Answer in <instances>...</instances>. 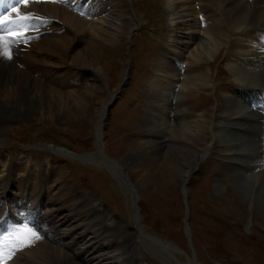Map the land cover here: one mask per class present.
<instances>
[{
    "label": "rangeland",
    "instance_id": "1",
    "mask_svg": "<svg viewBox=\"0 0 264 264\" xmlns=\"http://www.w3.org/2000/svg\"><path fill=\"white\" fill-rule=\"evenodd\" d=\"M112 1L118 7L122 5L115 12L127 16L130 27L126 31L125 28H117L125 23L119 20L116 27H108L107 24L99 27L103 30L96 37L87 35L89 37L83 40L81 46L91 52L95 67L61 66L60 63L65 60L71 63L69 55L77 43L75 34L65 27L63 31L66 34L60 32L55 35L54 32L52 35L59 46L57 50L62 54L61 58L55 54V58L47 59L57 67L43 65L40 70L29 69L32 75H29L30 93L26 97L19 91L3 90L0 93V199L8 192L14 198L19 197L24 189L34 192L36 199L44 193V200L52 201L50 205L46 203L44 211L59 208V212L53 214L59 221L69 213L70 208V214L64 218L71 222L75 214L73 219L76 225L72 228L77 227L75 230L79 228L80 231L78 236H66L68 230L63 232L66 237L60 238L58 230L55 231L58 226L53 224L55 239L49 242V248L44 244L37 252H46L53 260L25 254L22 260L25 257L29 260L19 262L30 264L28 261L33 258L31 264H85L95 259V255L102 257L104 253L98 256V252L105 244L100 242L95 246L84 262L80 261L78 252L82 254L88 249V241L105 240L108 236L110 245L105 248V253H119V258H122V261L116 260V255H112L111 258L115 256V259L109 264H264V202L263 205L259 204L255 194L259 193L258 185L264 175V142L253 139V130H249L242 116L232 120L239 121V125L235 126L232 122L228 125L230 115L226 107L229 95L233 94L238 102L241 100L244 92L241 87L253 91L264 87H251V79L247 78V86L238 83L241 78L232 69L233 61L230 58L233 53L249 56L258 46L257 39L252 36L250 45H247L243 43L245 36L241 35L242 42L231 46L232 42L235 43V33L224 41L216 37L213 30L210 33L206 28V32L198 29V25L181 26L187 27L180 30L182 35L195 37L191 36L192 40L185 38L189 40L190 47H195L202 40L212 44L206 50L205 60L200 63H193L187 56L182 82L184 87H180L181 91H186L177 92L182 103L179 100V103H175L177 106L171 105L172 110L177 111L172 122L173 118L169 116L171 111L166 106L169 100L161 96V92L164 90L169 96L168 92L177 91L180 83L172 88L164 84L166 89L161 91L158 88L161 91L158 92L159 96L153 91V83H156L153 82V73L166 55L165 51L156 49L148 31L151 26L157 29V21L153 25L145 20L146 5L142 0ZM207 1L216 4L213 0ZM88 7L92 9L93 4ZM198 7L202 9L204 1ZM216 9L231 24L232 20L226 16L223 6ZM219 13L213 15L217 16L214 17L216 21L221 19ZM109 16L107 20L115 23L114 15ZM157 19V32L160 33L158 45L165 42L163 27L166 22L165 18L164 21L161 17ZM93 20L91 22L98 24L99 20ZM251 21H248L249 32L258 36L262 31ZM143 24L144 27L140 28ZM208 33L213 34L214 38L210 39ZM227 44L232 48L229 49ZM197 64L203 65L202 70L197 71ZM46 68L52 71L49 69L47 72L44 70ZM66 70L73 73L75 81L67 78L69 72L65 75ZM199 71L207 74L208 85L205 87L196 85L193 80ZM170 78L167 80L171 82ZM70 83L78 85L69 86ZM238 84L240 89L236 88ZM190 86L197 89L187 92ZM217 86L219 97L216 102L214 95ZM71 93L80 96L78 103L71 98ZM202 93L207 96H201ZM155 100L161 101L159 103L164 105L165 112L168 108L167 115L162 110L164 123L157 127L151 122L155 114L150 116L151 110L146 106ZM208 101L211 107L204 111L202 105ZM107 105L110 106L108 112L105 108ZM102 109L104 116L99 138L96 119L98 111ZM195 120H199L203 128L199 130L200 127L194 126ZM186 125L193 128L196 138L177 137L173 128ZM153 128L156 129L153 131ZM230 129L242 135L239 142L247 150L262 152L258 155L259 160L235 153L233 145L225 139ZM147 133L153 134V143L159 150L151 167L145 164L135 148L137 143H144ZM166 134L168 139H162ZM47 144L53 145L54 149L62 146L73 153L84 154L82 156L86 161L69 159L65 157L69 153L60 154L57 149L46 148ZM122 159L125 161L123 170L130 177V187L124 182L118 163ZM166 160L169 166H166ZM240 173L251 178L245 181V188ZM7 182L12 184L8 189L5 187ZM135 197L136 203L133 201ZM48 216L47 222H53L52 215L49 213ZM92 224L94 228L101 227L95 235ZM59 226L60 230L70 228L60 223ZM84 231L92 237L85 240ZM159 239L167 241L171 247L162 245ZM72 240L77 242L76 245L83 244L85 249H81V246L79 251V246H71ZM88 254L84 253V257ZM95 262L100 263L97 259Z\"/></svg>",
    "mask_w": 264,
    "mask_h": 264
},
{
    "label": "bare ground",
    "instance_id": "2",
    "mask_svg": "<svg viewBox=\"0 0 264 264\" xmlns=\"http://www.w3.org/2000/svg\"><path fill=\"white\" fill-rule=\"evenodd\" d=\"M197 1H198L199 6H201L203 4V1H204V7L202 9H200V7L196 6V4H197L196 0H165V2H164V0H161V3H162L163 8H164V15H165L166 21H167V33L165 35V42L167 43V49H166L167 56L165 57V59L163 61H161V64L158 66V69L155 70L154 74H153L154 75V81L153 82H156L155 84L153 83L155 86L153 91H155L157 93L156 94L157 96H159L158 95V92H159L158 88H159V90L162 91V89L165 87L164 84L165 85L168 84V86H171V88H172V86L174 87V86L178 85V83H180V87H181L183 85L182 82L184 81L183 77H185V75H184L185 71H186L185 68L187 66V60H188L187 56L190 57V59L193 63H200L203 60H205L204 57H205V54L207 53L206 50H208V48L210 46V43H211L210 41L202 40V41H199L197 43V41L200 39V38H198L197 41L193 40V42H195V44L197 43L195 45V47H190L191 44H190L189 40H186L185 38L188 39V37L190 38L193 35H190V34L184 35V33L182 35L180 30H182L183 28H187V27H181V26H183V25L184 26H194V25L197 26L198 25V27H197L198 29H202L203 31H205V28H206L209 30L210 33H212L211 30H213V33L215 34V36L224 40V41L227 39V37L229 38L230 34L235 33V37L233 39L235 41V43L232 42L230 44L231 46L242 42L241 35L245 36L243 43L248 45L251 42L250 38L255 33L252 35V33L249 32V28H248L249 22L248 21L250 19L252 20L251 22H255V26L258 27L264 33V0H213L216 4H213L212 2L207 1V0H197ZM164 3H165V5H164ZM90 4H93V8L90 9L89 7H87V10L92 11L91 13L90 12L89 13L88 12L87 13L82 12L81 8L83 7V4H82V7L77 11L72 9V7L69 6V4H65L64 2H55V1L54 2L48 1L47 3L27 2V4H24V6H22L20 8L21 13L28 12L31 14V12L36 11V12L43 13L44 15L41 14L42 16H48L51 19L48 22H46L45 24L41 25V28H38V26L31 27L32 29L29 32L30 35H34L36 33H43V34L38 36L36 39L32 38V39L26 40L27 42L30 43V46L26 51L22 50L24 45H23V41H20V42H17V43H19V45H17V43L12 45L11 59L0 57V93H2L3 90H9V91H14V92L19 91V93H21V95L23 97H26L30 93L28 79L32 75V74H30L29 69H31V68L36 69L37 68L38 70H40L43 65H45V66L51 65L52 67H57V65H52L50 63V61L47 59H49V58L51 59V57H54L55 54H58L59 59L61 58L62 54L59 53L57 50V47H59V46L56 45V42L53 39L52 35L54 34V32L56 35L57 30L65 29V27H67V29L69 31L72 30V32L75 34L76 39H77V43H76V45L74 43L75 46L73 47L72 52L69 55V59H70L71 63H73L75 65H72L70 62L65 60L64 62L60 63L61 66H63V67L64 66H74V67L81 66V68L82 67H86V68L95 67L91 52L88 50V48L81 46L82 42H84L83 40L87 39V37H89V36H90V38H91V36L92 37L98 36L99 31L101 32L103 30V29L100 30L99 27L104 26V24H107L108 27H111V26L116 27V26H118L117 23L120 20V21H123L125 23L119 24V26L117 28H119V29L125 28V31H126L127 28L129 27V25H128L129 23H128V20L126 22V19H124V17L116 15L114 13V4L111 3L110 1L92 0L90 2ZM218 6H223V10L225 11V13H227L226 16L230 17L232 20L230 22L231 24H228L227 21L224 18H222L221 14L218 12L219 10L216 9V7H218ZM199 12H200V14L205 12V14L203 16H201L200 19H199ZM218 13L221 16V19L219 21H216L214 19V17H217V16H213V15H218ZM85 14H89V16L86 17ZM91 14L93 16H91ZM111 14L114 15V17H115L114 18L115 23L107 20V16H109ZM93 19L99 20L98 24L91 22V21H95ZM34 22L37 24L40 23L38 21H34ZM168 22H169V25H168ZM123 25H125V27H123ZM168 26H170V27H168ZM169 28H171V29H169ZM179 28H181V29H179ZM259 29L256 28V30H259ZM175 30H178V31H176V33H175ZM105 34H106V31H105ZM177 34H180L182 37L180 35L178 36ZM238 34H240V35H238ZM87 35H89V36H87ZM193 38H195V37L193 36ZM213 38H214L213 34H210V39H213ZM259 40H260V47L256 48V50H254V51L252 50L253 53L249 54V56H247V55H245V56L236 55L233 53L230 57L232 59L231 61H233L232 69L234 70V72L236 74L239 75V78H241V80L238 83L244 84L245 86H247V84H248V82H245V81H247V80H245L246 78L251 79V81H249L251 87H253V86H258V87L264 86V43L261 41L262 38H260ZM226 46L229 47V44H227ZM231 46L229 47V49L232 48ZM220 52H222V49ZM40 57L42 59H40ZM175 61H177L180 64V67L181 66L184 67V70L182 73H181V70L175 66V64H174ZM76 65H78V66H76ZM190 65L192 66V64H190ZM194 65H196V64H194ZM199 67H200L199 64H197V68H196L197 71H198ZM97 69H98V67H97ZM45 71H47V69H45ZM51 71H52V69H51ZM66 71H64L65 75L68 73V71L67 72ZM203 73L200 71L197 72V75L195 74L196 78L193 80L196 81L195 82L196 85L205 87L208 85V82H207L208 79L206 77L207 74L205 75ZM177 74H178V76H177ZM29 75H30V77H29ZM181 75H182V78H181ZM61 76H62V74L57 76L56 78H59ZM46 77H48V75ZM167 78H168V80L170 78L171 82L168 81ZM172 81L174 82L173 84H172ZM238 86H239V84H238ZM236 88L240 89V86L236 87ZM164 89H166V88H164ZM179 90H181V88H179ZM241 90L244 91V92H242V94H244L245 93L244 88L241 87ZM161 93H162L161 96L168 98L169 103L168 104H166L164 102L163 103L166 104V106L169 108V111H171L172 109L168 105L171 104V102L173 101V99L175 97L173 92L171 93V95H172L171 98H170V94L168 96V94L166 92L165 93L167 95L164 93V90ZM73 94L74 93H71V98L73 100L77 101V103H78V100H79L78 98H80V96H78V94H75L73 96ZM13 96H15V95H13ZM158 99H160V98H158ZM161 100H163V99H161ZM178 101L179 100L176 98L175 103L180 102V101L179 102ZM159 102H161V101L157 102V100H155V101L149 103V105H148V107L151 110L150 116H151V114H155V116H156V117L153 116V118H151L153 120L151 122L154 123L153 126H156V127H157V125L160 126L159 124L164 123V119H163L164 117H162V116H164V114H162L163 113L162 110L164 111V107H163L164 105L162 106V103H159ZM165 102H166V99H165ZM80 104H81V102H80ZM226 105H227L226 107H227V110H229V115H230V120L228 121V125H230L231 122L235 126L239 125L240 124L239 121H232V120H236V118H239L240 116H242V117H244L245 124H247V126L249 127V130H251V132L253 130V135H255L254 136L255 138H253V139H255V140L257 139L261 142L262 141L264 142L263 121L261 120V116L256 111L249 110V108H247V106L245 105V102H243L241 100H239V102H238L236 97L233 94L229 95V97H227ZM156 106H157V108H156ZM168 108L166 109V112L164 111L166 113V115H167ZM168 115H169V112H168ZM172 115L174 116V114H172ZM234 115H236L235 118H232V116H234ZM103 116H104V109H102L101 111H98V115H97V119H96V121H97V137L99 136V138L101 135V126H102V122H103ZM195 121H196V124H194V126L196 125V127H200L199 130L201 128H203L202 124L200 125V123H198L199 120H195ZM189 127L190 126L186 125L182 128H178V127L173 128V130L177 134V137H179L181 139H188V138L194 139V138H196L197 136H195L194 132L192 131L193 128L190 129ZM160 128H162V127H160ZM155 129L156 128H153L152 130L154 131ZM231 130L232 129H230L229 131L227 130V132H226L227 134H226L225 139L227 141H230V143L233 145L232 149L235 150V153L237 152L239 156L245 155V157H249L250 159H254V161H255V159H258V155H261L262 152L259 151V153H258V150H256V149L255 150L254 149H248L247 150L246 146L244 144L242 145L239 142V139H241L240 136H242V135L238 132H232ZM147 134H148V136H147V139L144 138L145 139L144 143H137L135 148L138 149V151H139L138 153L140 154V156L144 158L145 161L144 160L143 161L145 162V164L146 165L148 164V166L151 167L152 163L155 162V159H156V156L158 155L159 150L155 148L156 146L153 143V140L151 137L153 134H149V133H147ZM159 135H160V133H159ZM167 137L168 136L166 134V136L162 139H168ZM257 149H259V148H257ZM57 151H59L61 154L69 153L68 151H66L64 149H57ZM263 154H264V152H263ZM76 156H78V155H76ZM124 162H125L124 159H122L118 163H119L121 170L123 171V173H122L124 175L123 178H125L124 182L127 183V185L130 187V185H131V183H129L130 177L128 176V173L123 170V163ZM166 163H167L166 166L170 165L169 162H167V160H166ZM188 166H189V164H188ZM125 168H126V166H125ZM245 168H246V166H245ZM153 171H154V169H153ZM184 172H185V170H184ZM186 172H188V169H186ZM239 175H240V180L243 183V187H244V185H246L245 181H247L248 179H251V178L249 176L245 175L244 173L243 174L240 173ZM180 179L182 180L181 177H180ZM126 181H128V182H126ZM258 186L260 189H259V193L258 192L255 193L256 197L258 198L256 201H259V204L262 203V205H263V202H264V175L261 176L260 185H258ZM131 188H132V186H131ZM255 192H256V190H255ZM135 200H136V197L133 199V201L136 202ZM18 201H21V199H18ZM136 212H137V209H135V216H137ZM39 216L41 217L42 220L43 219L48 220V218H49V216L47 218V216L43 215V214L42 215L39 214ZM64 221L67 222V218H64ZM49 222L50 221H48L47 223H49ZM76 228L77 227H75V228L71 227V229H69V233L76 231L75 230ZM72 229H74V230H72ZM82 234L84 235V233H82ZM63 235H64V233H63ZM80 238H82V235L79 236V239ZM73 243H74V241H73ZM74 244H77V242H75ZM81 249H85V247H82ZM80 253H79V256H81ZM19 261H20L19 259H15L14 261L10 260L8 262V264H14V263L22 264Z\"/></svg>",
    "mask_w": 264,
    "mask_h": 264
},
{
    "label": "snow or ice",
    "instance_id": "3",
    "mask_svg": "<svg viewBox=\"0 0 264 264\" xmlns=\"http://www.w3.org/2000/svg\"><path fill=\"white\" fill-rule=\"evenodd\" d=\"M18 2L27 4L28 0H18ZM2 3L3 0H0V4ZM11 12L14 15H0V57L7 59H11L12 45L19 42L22 37H26V22L29 19L19 8L13 7ZM39 238L27 222L14 225L9 231L0 234V264H6V260L11 259L17 251L31 246L32 241Z\"/></svg>",
    "mask_w": 264,
    "mask_h": 264
}]
</instances>
